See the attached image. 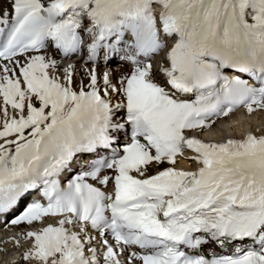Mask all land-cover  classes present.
I'll return each mask as SVG.
<instances>
[{"label":"snow or ice","instance_id":"obj_1","mask_svg":"<svg viewBox=\"0 0 264 264\" xmlns=\"http://www.w3.org/2000/svg\"><path fill=\"white\" fill-rule=\"evenodd\" d=\"M241 109L264 113V0H9L0 252L264 264V125L203 138Z\"/></svg>","mask_w":264,"mask_h":264},{"label":"bare ground","instance_id":"obj_2","mask_svg":"<svg viewBox=\"0 0 264 264\" xmlns=\"http://www.w3.org/2000/svg\"><path fill=\"white\" fill-rule=\"evenodd\" d=\"M0 6L4 8H8L7 0H0ZM252 117L254 118V124L251 127L255 128L257 126L264 125V113H256L252 115ZM248 119H249V116H248ZM230 123H233V126L236 129L234 133L228 129V125ZM248 126L249 125L247 123V117L241 115L237 119L231 122L223 123V124L221 123L219 125L220 128L213 129L210 133H208L207 136L212 137L214 140H217L218 137H221V135H223L224 132L225 134L221 139H223L226 136L233 135V134L238 136L242 134V129L247 128ZM178 163H182L186 167H189V168H193L195 166L190 161L182 160V161H179ZM16 231H18V229L16 228L5 229L3 224L0 223V239L9 237L13 235ZM7 248H8L7 251L0 252V257H1L0 264H15V261H16L15 256H10L9 258L6 259V253L12 250L11 245H8Z\"/></svg>","mask_w":264,"mask_h":264},{"label":"rangeland","instance_id":"obj_3","mask_svg":"<svg viewBox=\"0 0 264 264\" xmlns=\"http://www.w3.org/2000/svg\"><path fill=\"white\" fill-rule=\"evenodd\" d=\"M247 123H248V125H251L252 126L254 124V118L253 117H249V119H248V117H247ZM224 134H225V132L223 133V135Z\"/></svg>","mask_w":264,"mask_h":264}]
</instances>
